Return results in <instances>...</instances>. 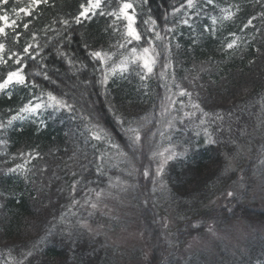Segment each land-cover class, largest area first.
Returning a JSON list of instances; mask_svg holds the SVG:
<instances>
[{"label": "trees", "instance_id": "trees-1", "mask_svg": "<svg viewBox=\"0 0 264 264\" xmlns=\"http://www.w3.org/2000/svg\"><path fill=\"white\" fill-rule=\"evenodd\" d=\"M82 2L86 0H49L31 16H17L14 9L27 7L29 0H0V14L15 19L21 34L19 43L11 29L6 38L0 37L6 45L4 59L10 52L22 54L27 44L39 43L42 49L35 60H23L28 83L0 93V122L6 124L41 92H52L74 106L73 111L44 107L0 130V264H128L103 234L84 224L85 200L114 179L107 163L110 144L125 154L121 156L130 172L121 173L128 182L126 197L146 240V254L143 247L135 248L132 260L231 264L226 251L209 258L203 251L190 256L186 249L214 225L245 221L264 227V0H214L209 6L196 0L199 15L192 16L190 26L180 23L187 9L173 15L185 0H128L143 37L131 43L124 38L125 22L114 24L107 14L72 23L66 30L59 21L75 16ZM121 2L105 0L101 10L111 12ZM229 5L239 6L237 14L218 23L215 34L205 31L210 17ZM150 17L165 37L153 41L160 53L154 71L142 80V68L131 64L109 76L106 85L100 83L103 66L90 52L109 54L108 68L118 65L131 48L148 46L152 25L144 21ZM250 17H256L253 26L241 31ZM230 33L241 38L231 50L224 47L233 38ZM17 66L11 60L0 63V79ZM176 85L191 93L200 105L199 116L206 113L208 122L186 118L168 130L173 114L169 97L180 90ZM129 124L140 128L141 141L135 145L126 132ZM91 125L102 128L107 138L90 139ZM209 137L215 143L207 142ZM170 145L178 155L168 161L160 189L142 172L153 166L154 152ZM18 164L26 170L8 171ZM110 222L114 227L118 223ZM251 240L239 251L242 259L235 258L236 264H264V237ZM28 252L32 255L26 256Z\"/></svg>", "mask_w": 264, "mask_h": 264}, {"label": "snow or ice", "instance_id": "snow-or-ice-1", "mask_svg": "<svg viewBox=\"0 0 264 264\" xmlns=\"http://www.w3.org/2000/svg\"><path fill=\"white\" fill-rule=\"evenodd\" d=\"M4 3L7 2V0H3ZM105 0H86V2H82L79 5L78 12L75 16L71 17L70 19H64L61 18L59 21L60 24H62L65 29L67 30L72 23L75 24H81L82 21L91 19L93 16L100 14V15H109L114 18L113 23L115 24L116 21L123 20L125 22V31H124V38L127 40L128 43H131L134 41H141L143 37L141 36L140 31L135 27L136 24V12L135 7L133 3L128 2V0H122V2L119 4V7L117 9H114L111 12L104 13L102 9V5L104 4ZM147 2V0H145ZM49 3V0H29V4L27 7H21L19 9H14L17 16H20L23 14V16H31L36 8H38L41 4L47 5ZM204 3L206 6L213 5L214 0H204ZM197 7L196 0H185L184 3H181L178 8L173 9V15H176L180 13L182 10L187 9L188 11H185L184 15L185 18H183L180 23L185 26H190V20L192 19L193 15H199V13L195 12V8ZM235 7L236 11H232V8ZM239 11L238 5H229L228 7L221 8L219 16H212L211 19V26L205 25V31L212 32L215 34L216 28L215 26L218 23H222L226 20H231ZM261 17H264V13L260 14ZM256 17H250L247 20V23L243 25V28L241 31L252 27L253 26V20H255ZM144 23L146 25L151 24L152 27L149 28V32L153 35L150 36L147 40L148 46L143 47L142 49H137L136 47H133L130 49V54L128 56H125L120 59L118 65H114L111 68L107 67V62L111 59V56L107 53H104L102 51H92L90 52V55L92 58L99 60L102 67V76L100 83L106 85L109 79V76L115 75L117 71L120 73H123L128 70L129 65L136 64L143 70V74L141 75V79H146L149 74H151L154 71V66L157 63V57L160 55V53L156 52V47L154 44V40H164L165 37H162L159 32L155 30V24L156 21L152 19L151 17L148 20H145ZM18 27L17 21L15 19H10V17L7 14H0V37H7L8 30H12V35L14 37V42L19 43L20 39V33L16 31V28ZM23 28L27 30L29 28V24L25 23L23 25ZM169 32H172L173 29L169 28ZM232 38L231 42L226 43L224 46L226 49H234L238 47V41L241 39L239 36H236L235 33L229 34ZM32 39L36 40V33H32ZM5 43L0 42V63H7L9 60L13 61L16 65L15 70L9 71L6 73V75L0 79V93L5 92L6 90H9L10 87L15 85H25L28 83L27 77L23 72V69L27 66L25 63H23V60L25 57L31 58L33 60L36 59V57L39 55V51H42L41 46L39 43L36 44H27L23 48V53H15L10 52L7 60L4 59L3 53L5 52ZM120 48H124V44L119 45ZM61 55H64L61 53ZM71 63V61H69ZM169 67V64H164L163 68L167 69ZM163 75V73H161ZM45 78L47 79V73H44ZM33 87H38L35 82H32ZM177 88H180L179 85H176ZM179 96H188L191 98V93L188 92L186 89L180 88L179 92L177 93ZM9 98H11V93H8ZM47 96V100H43V96ZM38 101V102H33ZM33 101H29L27 104H25L23 107H21L19 110L15 112L14 115H12L5 124L4 122H0V130L4 129L6 126H11L13 121L17 120H24L28 118L29 116L33 114H37L40 109L44 107H54L57 109H66L68 111H73L74 106L70 103H68L67 100L57 97L52 92H41L40 96H34ZM169 103L172 107L175 106L176 101H172L169 97ZM179 103L183 104V100L179 101ZM193 108L199 109L200 105L198 103L192 104ZM167 111V109H165ZM185 115H192V113H185ZM204 115H207L206 113ZM219 118V117H218ZM90 119V118H89ZM119 122L121 124L128 123L121 117H117ZM201 123H205L204 120H201ZM142 127V125H141ZM166 127L171 128L172 122L169 121L166 125ZM89 130V138L94 139L96 141H102L107 138V134L105 131L100 128L98 125H91ZM126 132L128 133V138L132 142L133 145L139 143L141 141V133L139 127H133L131 124L126 128ZM205 133L207 135V129H205ZM163 135V133H160ZM209 143H215V141L211 140L209 137L208 141ZM0 143H3V141H0ZM112 148L119 149L118 145L110 144ZM169 152V149H165L164 151L160 152H154L153 156L160 157L161 162L156 170V175H161L164 170V165L171 159H174L176 155L173 153L172 155H166V153ZM120 155H125L123 152L119 153ZM23 155V154H21ZM100 159H103V154L101 155ZM27 161H25V164ZM26 170L24 168V165H16L14 168L8 169L9 172H18ZM99 170V169H98ZM145 176L149 175V172L147 169L144 170L143 173ZM73 191H75V183L73 184ZM97 196H100L101 193H96ZM228 196H233L232 192L227 193ZM87 203V201H86ZM97 205L95 203L91 204L92 208H95ZM32 253L28 252L26 256H31Z\"/></svg>", "mask_w": 264, "mask_h": 264}, {"label": "rangeland", "instance_id": "rangeland-1", "mask_svg": "<svg viewBox=\"0 0 264 264\" xmlns=\"http://www.w3.org/2000/svg\"><path fill=\"white\" fill-rule=\"evenodd\" d=\"M178 92L179 89L175 90L174 94L172 95V101H176V103L174 107H171L173 113L171 115L172 119L170 120L172 122V127L168 128V130H175V122L180 120L184 123L186 118L190 120H196L199 118L205 122H208L204 115L199 116V112H202L200 109L192 107V104L196 103L192 96L191 98L188 96L181 97L177 94ZM181 100H183V104L179 103ZM185 113H192V115H185ZM165 149H169V152L166 153V155H172L173 153L178 154L174 146H166L160 151H164ZM107 157L109 158L107 163L113 170L112 175L114 179L106 188L100 189L98 191L101 193L100 196H97L96 193L98 192H96L94 195L87 197L84 205L87 209L88 220L85 221L84 224H86L92 231L103 234L110 243L115 245L119 249V253L122 256L121 258L123 259V262L126 260V263L128 264H140L143 262V260H139L137 257L135 260H132V257L134 256L132 255V252L135 248L137 249L143 247V254H146L144 242L146 240L142 237V234L138 228L139 226L136 225L134 220L136 214L132 211V209H130L128 199L126 197L128 182L123 180L124 178H122L121 175L122 172L129 175L130 172L126 170L124 166V160L116 148H113V151L108 153ZM160 162L161 158L156 156V161L153 164L155 167L151 170L153 166L149 167V165H147L143 169L142 176L144 178H154L157 188L161 189L165 186V181L162 179L163 173L159 176L156 175V170ZM167 163L164 165V169ZM145 169H147L149 172L148 176L143 174ZM139 174L140 172L137 170L134 175L137 177ZM261 191L264 195V190H262V188ZM92 203H95L97 206L92 208ZM260 207H262V205ZM110 221L118 223L114 227L113 223ZM112 227L114 228L112 229ZM205 231H208V229ZM204 232H201L200 234H203ZM260 234L262 237H264L263 226L251 225L245 221L231 222V224L224 225L223 227L214 225L213 227L209 228V231L206 233V235L193 238L189 242V246L187 247L186 251L191 254L190 256L203 251L207 254V257L209 256V258L213 256L222 257L221 251H226V256L230 258L227 262L236 264L237 261L235 258L242 259L239 251H243L248 241L250 239H257V236ZM1 264L16 263L2 261Z\"/></svg>", "mask_w": 264, "mask_h": 264}]
</instances>
